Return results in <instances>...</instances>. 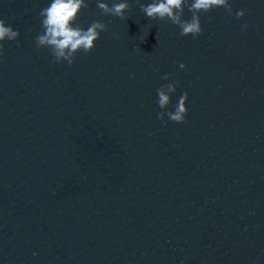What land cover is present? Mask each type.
<instances>
[{
    "label": "water",
    "instance_id": "water-1",
    "mask_svg": "<svg viewBox=\"0 0 264 264\" xmlns=\"http://www.w3.org/2000/svg\"><path fill=\"white\" fill-rule=\"evenodd\" d=\"M49 2L0 0V264H264V0L197 39L88 0L76 23L108 31L72 65L35 47ZM166 73L183 124L156 117Z\"/></svg>",
    "mask_w": 264,
    "mask_h": 264
},
{
    "label": "clouds",
    "instance_id": "clouds-1",
    "mask_svg": "<svg viewBox=\"0 0 264 264\" xmlns=\"http://www.w3.org/2000/svg\"><path fill=\"white\" fill-rule=\"evenodd\" d=\"M135 3L147 18L170 21L180 29V37L191 36L193 39H197L203 33L202 14H208L216 8H223L229 17L234 16L237 20H241L249 11L247 8H242L233 12L230 0H151L150 3L135 0ZM88 7V0H50L38 14L42 31L35 37L36 49L47 48L53 63L66 62L68 65L75 62L78 52L90 53L95 47V42L100 39L101 33L108 31V25L101 20H93L86 29L77 24L81 11ZM96 7L101 15L115 16L125 20L128 18L126 13L132 9V4L128 0H119V2L113 0L111 5L105 0H96ZM185 9L191 13L190 19L184 18ZM208 19L211 22L212 17L209 16ZM248 28L247 22L240 25L242 33H246ZM19 36L18 30L14 29L7 20L0 18V57L4 55V42H17ZM113 37L119 39V34L113 33ZM179 68L186 69V65L180 63ZM161 79L172 80V75L166 73ZM179 86L178 80H172L156 89L158 97L156 103L161 109L156 113L158 120L164 121L167 116L170 121L177 124L186 122L187 92L181 94L174 111H165L171 103V95Z\"/></svg>",
    "mask_w": 264,
    "mask_h": 264
}]
</instances>
